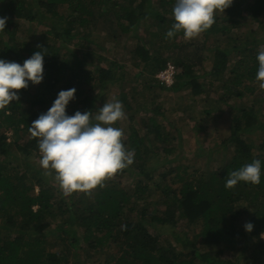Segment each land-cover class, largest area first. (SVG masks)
<instances>
[{
  "label": "trees",
  "instance_id": "1",
  "mask_svg": "<svg viewBox=\"0 0 264 264\" xmlns=\"http://www.w3.org/2000/svg\"><path fill=\"white\" fill-rule=\"evenodd\" d=\"M175 2L0 0V16L7 17L0 32V59L23 65L36 51L45 54L42 82H29L17 93L19 101L0 110V125L11 131L13 141L11 148L7 135H0V264H237L249 243L256 246L249 254L253 264H264L260 239L264 232V139L260 137L264 135V89L256 80V57L264 46L256 28L264 26V0H233L224 13H216L210 29L186 42L180 39L183 32L172 38L166 35L175 23ZM243 12L248 17L242 18ZM251 17L255 21L248 28L242 21ZM19 21L28 22V30L18 29ZM142 33L148 34V40ZM85 43L95 45L94 50H87ZM109 45L119 55L103 51ZM95 47L108 61L96 56ZM131 57L138 60L137 73L129 72ZM153 58H160L159 65L147 67ZM210 58L215 59L211 70L207 68ZM168 63L176 66L170 90L202 99L210 107L207 115L214 114V119L222 118L225 107L242 103L230 117V136L213 142L211 148H201V170L169 160L180 149V131L151 115L159 112V104L154 100L134 104L133 93L131 103L123 102L116 93L128 78L137 91L144 72L155 77ZM220 87V97L208 94L209 89L216 94ZM71 88L76 93L67 106L68 115L90 110L94 116L113 97L132 108L130 118L114 126L123 129L124 143L134 151L133 163L88 194L65 195L53 176L37 168L27 174L23 167L25 158H40L38 138L29 131L32 122L48 111L61 90ZM258 89L263 96L255 106L247 97ZM179 107L186 109L185 103ZM209 136L206 130L203 141ZM22 138H26L23 143ZM252 139L259 140L256 148L248 142ZM255 159L261 161L258 185L240 182L232 189L225 187L228 173ZM153 199L161 207H174L180 228L200 231L189 236L183 230L173 240L169 236L153 241V222H149ZM245 213L254 225L247 235L242 234ZM227 251L233 252L231 256L225 255Z\"/></svg>",
  "mask_w": 264,
  "mask_h": 264
},
{
  "label": "clouds",
  "instance_id": "2",
  "mask_svg": "<svg viewBox=\"0 0 264 264\" xmlns=\"http://www.w3.org/2000/svg\"><path fill=\"white\" fill-rule=\"evenodd\" d=\"M233 0H176L172 15L175 23L166 33L172 38L183 32L185 39H194L210 29L217 12L224 13ZM6 16H0V32L6 27ZM42 49L41 46L38 45ZM44 56L36 51L23 62L0 59V110L13 101H19V90L29 82L38 85L44 79ZM256 80L264 89V46L261 47ZM76 89L61 90L46 113L40 114L29 128L38 138L39 164L46 176H53L65 195L81 192L88 194L102 182L114 177L134 161V151L124 143V131L115 127L125 118L122 101L113 97L110 102L92 111L67 114L69 102L75 99ZM261 161L253 160L227 175L225 187L232 189L240 182L258 185L261 182ZM245 230L254 225L247 222Z\"/></svg>",
  "mask_w": 264,
  "mask_h": 264
},
{
  "label": "rangeland",
  "instance_id": "3",
  "mask_svg": "<svg viewBox=\"0 0 264 264\" xmlns=\"http://www.w3.org/2000/svg\"><path fill=\"white\" fill-rule=\"evenodd\" d=\"M154 3L158 0H152ZM243 16L248 17V14L246 12L242 13ZM230 17V15H229ZM151 21V19H150ZM149 21V22H150ZM255 19L252 17L249 19L243 20V24L247 26L248 28H252V24L254 23ZM148 22V23H149ZM18 29L23 30L25 32L28 30L30 25L26 21H19L17 25ZM256 31L259 32L260 36H263L264 38V26L261 27L258 25L256 28ZM208 37L213 36V33H207ZM143 38L148 40V34L142 33L141 34ZM153 37V33L151 35ZM136 39V38H135ZM182 41H189V39L180 38ZM150 42V41H148ZM73 42H71L72 44ZM95 45H91L90 43H85L84 47L87 48V50H94ZM150 46V45H149ZM70 47V44H69ZM96 56L103 57L105 60V55L101 53V49L99 47H95ZM110 51V56H116L119 55V50L115 49L113 50V46L109 45L103 49V51ZM101 53H99V52ZM170 51V50H169ZM63 53L68 54L69 50H64ZM5 54V52H4ZM3 54V55H4ZM168 56V54H167ZM114 58V57H111ZM160 58L151 59L150 62L147 64V67L149 68H155L159 65ZM214 60L210 58L207 63L209 70H211ZM235 60V59H234ZM230 60L231 64L234 65L236 61ZM108 61V60H107ZM120 61V59H119ZM131 61H133L131 57ZM88 62V61H86ZM138 60H135L133 62H128L127 66L129 67L130 73H137L139 72V68L137 67ZM144 66V64H143ZM214 78H217L215 76ZM209 81L217 82L212 79V77H209ZM139 84V89L137 91L134 90L135 85L134 81L130 78L125 80V82L121 83L120 86L117 87V92H119V96L121 97V100L125 102L123 99H125L127 102L131 103L130 101V93H133L135 98L132 103H138L146 104V101H155L158 105H156L157 110L159 112L152 111L151 115L157 116L159 120H165L168 123L171 124V128L174 130L173 127H178L180 134L179 139L177 140L178 147H180L179 150H177L171 157H169V160L172 162H175L176 164H184L187 165V167L191 168L192 170H201V168L204 167L203 161L200 158V151L201 148L207 149L214 146L213 142L220 140L221 142L228 138L230 136V117L234 112L235 107L241 105L242 103L235 102L232 103V106L225 107L224 110L221 111L222 118L220 119H214V114L207 115V112L209 111L208 105L200 98H195L193 100L192 98H186L185 92H180V94L172 92L170 89H162L161 85L158 83L156 77H153L152 75L148 74L147 72L143 73V76H141L137 82ZM157 86V87H156ZM159 88V89H158ZM115 94V93H114ZM113 94V95H114ZM208 94L212 95V97H220L223 94V88L220 87L216 94H214L212 89L208 90ZM215 95V96H214ZM263 95L260 94L259 89L256 90L254 95H250L247 97V100L249 102L255 101V106H258L259 103L256 102L257 98H261ZM190 97V96H188ZM158 101V102H157ZM127 103L124 107L125 112V118L119 122H124L127 118H130L131 112L130 110L131 105ZM182 103H185L186 109L185 111H181L180 107ZM258 104V105H257ZM130 107V108H129ZM153 107V108H156ZM224 107V106H223ZM143 112V110H141ZM188 114V116H186ZM208 130L210 133V136L208 138L207 142H204V136L205 132ZM7 135V142L12 148V139H11V131L6 130L4 127L0 125V135ZM261 139H264V135L260 136ZM248 139V138H247ZM260 139V140H261ZM250 140V139H249ZM249 144L252 148H256L257 144H259V140L249 141ZM26 138H22L21 142H25ZM40 158H25L23 161V167L25 168V171L27 174L33 173L36 168L41 169L39 164ZM152 164V161L149 162L148 167ZM161 165V162H160ZM133 181L132 178H128V182ZM38 192V189H36ZM157 199L151 200L152 203V209L150 213L149 222H153L151 225V234H152V240L156 241H162V239L172 236L170 239H174L175 235L178 233L186 232L187 235L193 236V234H196L200 231L199 228L189 227L186 226L184 229L179 227L180 220L178 219V215L173 214L174 207H161L159 205H156ZM250 214H246L242 217L241 223L243 226V235H247L248 231L245 230L244 225L249 222ZM175 217V218H174ZM183 225V224H182ZM181 225V226H182ZM155 226V227H154ZM260 239L262 242H264V232H262ZM254 251H256V246L252 243H249L245 246L243 256L239 257L237 260V264H253V258L249 254H252ZM233 252H226L225 255L231 256ZM262 264V263H259Z\"/></svg>",
  "mask_w": 264,
  "mask_h": 264
},
{
  "label": "built area",
  "instance_id": "4",
  "mask_svg": "<svg viewBox=\"0 0 264 264\" xmlns=\"http://www.w3.org/2000/svg\"><path fill=\"white\" fill-rule=\"evenodd\" d=\"M155 77L161 86L167 89L172 88L176 80V66L173 63H168Z\"/></svg>",
  "mask_w": 264,
  "mask_h": 264
}]
</instances>
